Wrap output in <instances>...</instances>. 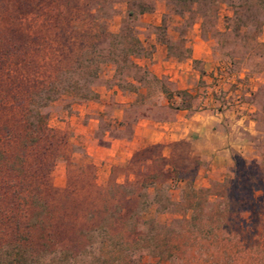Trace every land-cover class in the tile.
<instances>
[{
  "label": "rangeland",
  "instance_id": "1",
  "mask_svg": "<svg viewBox=\"0 0 264 264\" xmlns=\"http://www.w3.org/2000/svg\"><path fill=\"white\" fill-rule=\"evenodd\" d=\"M231 1L0 0V104L15 108H0V128L35 121L36 112L44 116L53 165L40 176L54 207L53 229L61 236L57 248L72 242L83 247L81 232L103 226L109 229L107 237L100 242L102 233L93 239L104 243L102 254H108L109 237L128 247L171 243L177 255L169 263L138 251L135 264L206 263L218 253L216 245L229 249L222 258L226 264H254L258 254L264 259V0ZM195 38L206 43L212 71L227 64L232 74L245 77L242 87L230 88L238 90L242 109L224 108L223 96L214 95L223 112L246 121L235 137L243 143L231 156L232 167L220 179H206V163L192 155L189 145L174 152L171 144L161 145L153 154L162 156L157 162H133L137 151L125 161L89 156L85 147L94 141V147L106 146L105 131L112 128L109 138L130 137L138 118L171 114L159 92H175L174 85L168 77L155 81L146 64L160 45L184 59ZM194 67L203 68L200 61ZM197 86L202 91L209 85L200 81ZM17 100L33 109L29 118ZM112 100H135L120 123L124 128L102 118L93 136L83 133L96 113L82 117L79 107L102 101L110 108ZM148 103L157 109L144 108ZM107 111L101 116L109 117ZM40 149H33L29 163ZM234 178L241 201L225 203L222 221L202 204L194 212L196 220L190 219L181 201L189 188L211 190ZM250 182H255L252 188ZM134 232L152 239L139 240Z\"/></svg>",
  "mask_w": 264,
  "mask_h": 264
},
{
  "label": "trees",
  "instance_id": "2",
  "mask_svg": "<svg viewBox=\"0 0 264 264\" xmlns=\"http://www.w3.org/2000/svg\"><path fill=\"white\" fill-rule=\"evenodd\" d=\"M202 1L192 0L196 5ZM226 1L232 2L231 0ZM185 53V56H188L190 51L186 50ZM167 54L169 57L181 58L169 52ZM143 73H146V70ZM152 77L160 83L159 78ZM159 94L164 100H167L168 108H171L170 106L174 105L173 102L176 101L177 106L171 109H192L193 98L185 92L161 89ZM17 101L18 109H21L20 112L29 118L33 114V109L26 107L25 100ZM0 108L15 109L5 102L0 104ZM49 136L44 116L39 112H36L35 121L27 119L25 122L18 121L15 126L5 125L0 128V264H122L124 262L135 264L134 257L138 251H146V253L156 255L160 260L173 263L177 255L172 250L173 244L171 243H164L163 247L154 246L149 249L137 245L128 247L123 242L113 243L112 239L108 237V241H110V244L107 245L108 254H102L104 243L94 244L93 239L102 233H104V238L100 242H103L107 237L109 229L103 226L91 227L86 232H81L85 243L83 247L79 248L72 242L64 245L61 249L57 248V241L61 236L59 237L53 229L54 207L48 201L47 192L41 179L42 175L49 174L53 165V160L50 158L51 150L48 148L52 146V142L48 139ZM187 145L185 142H176L172 143L170 148L174 152ZM40 147L39 157L33 156L35 157L34 162L29 163L28 158L31 153ZM160 149L161 145L149 146L137 151L132 160L133 162L147 159H150L151 162L161 161L163 158L160 154L153 156ZM254 185L255 182H250L248 187L252 188ZM240 190L237 178L226 179L222 183L216 184L211 190L189 188L187 195L182 197L181 201L187 205L188 211H191V220H196L194 212L202 204L209 210H215L218 214L217 217L222 221L225 203L231 202L234 206L239 203L241 201ZM142 199L143 201L147 200L146 196H143ZM122 218L117 217V219ZM129 218L130 216L124 219ZM134 235L139 240L152 239L149 233L134 232ZM216 249L218 253L211 254V260L206 263L190 262L187 264H226L222 258L229 254V249L223 245H216ZM86 255L91 257L92 262L86 261ZM254 261L256 262L254 264H264V259L260 254L255 256Z\"/></svg>",
  "mask_w": 264,
  "mask_h": 264
},
{
  "label": "crops",
  "instance_id": "3",
  "mask_svg": "<svg viewBox=\"0 0 264 264\" xmlns=\"http://www.w3.org/2000/svg\"><path fill=\"white\" fill-rule=\"evenodd\" d=\"M200 61L202 71L196 70L194 62ZM210 52L206 43L199 38H195L191 44L190 54L184 59L169 57L163 46H156V51L152 54V59L146 68L150 73L157 77H168L174 85V90L186 91L193 98L192 109L190 110H171L168 109L167 100H162L161 105L165 111L170 112L168 116L159 118L147 115L132 125L130 137H110L112 128L105 131V147L86 146L85 150L89 156L98 159L107 158L108 161H116L120 156L122 160H128L131 155L148 146L168 145L176 142H186L192 155L206 163L204 174L206 179H220L229 167H232V154L239 149L240 136L238 129L243 125V120L235 119L232 111L223 112L221 102L215 100L210 91V79L212 69H210ZM212 71V72H210ZM210 72V73H209ZM200 81H205L209 86L201 91L197 85ZM199 93H203L202 98ZM135 100H112V106L106 107L102 101L89 103L79 107L82 117L85 113H92L96 118L91 117L89 123L82 128L83 133H90L93 136L102 118L109 123L120 126L126 109L131 107ZM158 105L145 104L144 108L157 109ZM143 105L140 106L142 108ZM224 107V106H223ZM225 108V107H224ZM104 109L109 110L110 116H101ZM94 111V112H93ZM248 121V120H247ZM251 127V122H248ZM125 126V125H124ZM124 126H120L124 128ZM230 129V130H229ZM88 131V132H87Z\"/></svg>",
  "mask_w": 264,
  "mask_h": 264
},
{
  "label": "built area",
  "instance_id": "4",
  "mask_svg": "<svg viewBox=\"0 0 264 264\" xmlns=\"http://www.w3.org/2000/svg\"><path fill=\"white\" fill-rule=\"evenodd\" d=\"M244 80V76H235L232 74L229 65L218 64L211 76L210 91L213 94V97L214 95L217 97L223 96V101L225 102L224 107L242 109L244 104H242L241 100H239L240 96L238 94V90L231 92L230 88L232 86H235L236 88L242 87L240 83ZM201 97L203 98L204 95Z\"/></svg>",
  "mask_w": 264,
  "mask_h": 264
}]
</instances>
